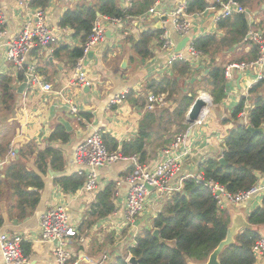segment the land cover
Returning a JSON list of instances; mask_svg holds the SVG:
<instances>
[{
    "label": "crops",
    "instance_id": "0c3cea01",
    "mask_svg": "<svg viewBox=\"0 0 264 264\" xmlns=\"http://www.w3.org/2000/svg\"><path fill=\"white\" fill-rule=\"evenodd\" d=\"M81 1L49 0L45 8L50 25L54 29L61 27L58 22L62 13ZM85 1L91 3L93 0ZM179 1L166 0L164 8L168 10ZM217 9L213 11L214 14ZM0 11L4 16L2 28L5 29L7 36L18 32L25 18V9L17 4V0H0ZM205 14H207L204 16L205 18L191 17L190 35L194 38L206 33L216 32L218 35L220 33L212 18V13ZM159 21L158 16L146 13L135 18L127 17L121 23L116 24H109L102 20V24L105 26L104 39L92 48L90 55L84 61L86 76L92 83L90 87L71 83V79L74 77L75 63L71 62L68 49L79 46L80 43L78 38L72 36L69 27L66 32L57 31L58 38L50 48H33L27 56V62L35 64L44 80L51 85L48 92H42L40 89L31 91L27 85L24 92L18 94L16 89L23 78L19 79L18 73L5 57L4 48L0 49V78L10 77L12 88V98L8 101L11 106L9 112L5 113L0 110V150L2 151V153L0 152V179H4V166L18 158L19 149L29 142L34 145L36 151L47 146L59 147L64 159L62 170L57 171L47 167L45 174H41L44 185L40 190L39 203L32 214L23 219L11 215V211H9L11 198L7 197V194L4 196L6 188L3 187L2 196H0V214L3 218L0 233L23 236L22 242L27 243L30 247L24 264H55L53 255L55 244L39 241L38 237L41 215L49 207L57 204L67 208L69 220L82 238V240L71 239L69 245L73 253L70 260L76 264L112 263L116 255L121 252L125 253L126 248L134 244L135 236L143 228L151 226L152 218L161 207L155 209L156 203L161 199L150 194L147 197L146 210L138 215V218L132 223L125 224L124 204L127 191L125 184L116 186L117 195L113 198L114 211L104 218L86 225L88 220L86 213L91 204L95 202L96 193L108 182H116L123 177L125 171L129 170L128 162L119 161L101 168L99 170V186L95 192H87L80 187L74 192H65L54 179L61 175L76 173L75 147L95 129L103 134H109L119 144L137 136L145 113L150 112L145 110V104L148 93L152 91L145 89V82L149 78L159 80L163 75L171 74V65L166 64L168 52L161 49V43L159 44L158 40L154 39L151 42V57L141 58L133 54L130 39L137 38L140 31L149 28L161 29V34L163 31H167L176 42L182 39L169 21L165 24H160ZM54 52L55 54H53ZM201 58L203 60L188 62L191 72L181 80L182 84L194 85L199 80L200 74L207 73L210 61L206 60L205 54ZM225 65H222L223 69ZM195 68L198 71L201 70L202 73H194L193 69ZM255 77L256 70L250 68L233 70L232 77L225 78L224 97L221 101L213 102V97L207 92L212 104L208 107V114L202 123H188L185 119L189 126L184 132L188 137L191 154L183 163L182 174L197 173L198 166L202 161L207 158H219L223 150L222 143L226 132L234 126V121L229 118L231 112L241 98L248 96L249 88L255 84ZM124 89L129 90L126 100L122 104H111V98ZM183 90L184 93H189V88ZM203 91L197 90L196 92L201 95L206 93ZM66 100L76 106L79 119L70 113V103ZM0 101H2L1 105H5L3 96ZM166 101L167 104L163 106V109L171 104L169 99L166 98ZM250 108L251 102L246 100L245 110L248 111ZM154 111L156 109L151 112ZM59 119L68 121L71 127L68 132L70 133L69 140L64 144L47 140L53 126L60 123ZM162 134L159 135V138H164L161 145L154 144L152 146L154 136L150 138L146 146L147 153L144 163L153 164L157 161L160 149L173 140V138L168 139ZM11 148L15 152L13 157L9 153ZM26 158L27 167L38 172L34 155H26ZM49 169L62 173L51 175L48 172ZM257 184L264 185V175L258 176ZM162 197L164 200L165 196ZM260 200L261 198L256 196L250 203L245 202L237 206L226 205L224 209L228 211L230 217L229 226L237 227V233L245 228L248 223L247 216L254 208L252 202L257 201V205H259ZM250 227L264 236V224L250 225ZM129 255L130 253L126 259ZM0 264H5L1 252Z\"/></svg>",
    "mask_w": 264,
    "mask_h": 264
},
{
    "label": "trees",
    "instance_id": "16d2710c",
    "mask_svg": "<svg viewBox=\"0 0 264 264\" xmlns=\"http://www.w3.org/2000/svg\"><path fill=\"white\" fill-rule=\"evenodd\" d=\"M48 1L30 0V4L44 8ZM238 1L244 6L252 3L253 0ZM186 2L188 13L203 11L210 6L217 8L219 5L216 0H186ZM152 3L153 0H132L131 6L124 8V4L119 0H93L91 3L82 0L73 8L66 9L58 24L62 27L68 26L72 36L78 38L80 43L79 46L68 49L71 62L75 63L81 56L82 46L92 31L97 13L121 19L135 18L145 14ZM216 27L220 32L219 35L206 33L194 38L193 45L198 51L214 55L221 51L222 47L250 42L245 39L249 24L244 14L219 19ZM161 32L162 30L157 28L140 31L137 38L130 39L133 54L141 58L151 57V42L156 39L160 44ZM257 54V48L252 46L248 58L254 59ZM244 58L241 57L240 60L243 61ZM207 69L202 80L193 86L201 87L213 97V102H219L224 97L226 83L223 66L211 58ZM170 71L171 74L164 75L159 80L151 78L146 80L145 89L154 93H165L169 97L181 80L191 72V68L187 61L177 60L171 64ZM18 77L23 78V71L18 73ZM263 88L262 80L252 85L248 90V96L241 98L231 112L229 118L234 121V126L226 132L222 143L223 150L219 156L223 157L226 164L220 163L218 158H207L202 161L198 166V173L201 174L202 179L198 181L194 178L184 179L180 191L165 197L159 211L152 218L151 226L143 228L135 236L134 244L129 245L125 253L116 255L110 264H128L126 256L129 253L139 259L140 264H188L189 262L204 264L206 262L212 250L224 239L230 225L228 211L218 207L209 183L221 185L227 192L235 193L254 186L258 182V176L264 175V133H250L246 130V126L241 124L238 116L245 108V101L249 100L251 108L247 111L248 124L253 127H264ZM0 90L4 102L11 100L10 77L0 78ZM195 90L197 88L191 87L189 93L181 95L177 105L163 109L161 114L157 113L158 111L146 112L139 125L137 136L131 140L119 144L109 134L102 133L107 148L110 151L119 149L126 156L138 154L140 161L143 162L150 138L160 133L157 128L162 125L165 131L167 130L164 126L166 121L171 122L169 125H176L178 130L186 131L189 124L185 121V115L195 98ZM69 137L70 133L65 131L64 126L57 123L51 129L47 140L64 144L68 142ZM0 152L2 153L1 150ZM26 155H34L38 172L27 167ZM18 156L3 168L4 179H0V196L5 187L4 196L7 194V197L11 198L9 207L11 215L23 219L31 215L39 203L40 190L44 185L41 174H45L47 167L57 171L62 170L64 159L59 147L47 146L36 151L30 142L19 149ZM127 172L128 170L125 174ZM54 181L60 184L63 191L74 192L82 185L84 176L72 173L55 177ZM115 189L116 182L110 181L96 193L95 202L86 213L87 226L114 211ZM2 222L3 218L0 214V226ZM247 222L249 225L264 224V195L260 204L248 214ZM154 229H158V238L152 234ZM260 236L261 234L251 227L243 228L234 236L233 243L224 246L219 253L220 264H254L252 245ZM21 246L23 255L27 256L29 245L22 242Z\"/></svg>",
    "mask_w": 264,
    "mask_h": 264
},
{
    "label": "built area",
    "instance_id": "2783aa9c",
    "mask_svg": "<svg viewBox=\"0 0 264 264\" xmlns=\"http://www.w3.org/2000/svg\"><path fill=\"white\" fill-rule=\"evenodd\" d=\"M165 1L154 0L146 14L158 16L160 24L169 21L180 39L184 36L190 37L181 50L175 51L177 42L170 37L167 31H163L160 36L161 49L168 52L166 64L169 66L177 60L191 62L204 55L193 45L194 37L190 35L191 17L205 18L204 16L207 15L205 13H212L215 22L235 14H244L247 19L249 18L245 7L238 0H219L215 14L213 11L216 8L212 6L203 11L188 13L186 0H180L175 6L167 10L164 8ZM17 4L25 9V18L20 30L12 35L7 36L5 29L2 28L4 26V16L0 11V49L4 48L6 59L12 64L17 73L23 71V78L27 79V85L31 91L40 89L42 92H48L51 85L44 80L35 64L27 62V56L33 48H50L58 38L57 31L66 32L68 26L54 29L48 22L46 8L33 6L30 4V0H17ZM131 4L132 0H124V8L130 7ZM102 20L109 24H116L121 23L124 19L97 15L92 31L82 46V54L74 64V77L71 79V83L85 87L92 85L86 76L84 61L92 48L104 39L105 26L102 24ZM246 37V40L249 39L257 45L258 56L253 60H248V62L227 63L224 66V76L229 79L232 77L233 70L250 68L256 70L254 83L264 81V33L259 30L250 31L249 29ZM128 94V89L120 91L111 98V104H122ZM166 98L165 93H148L145 110L153 111L156 108L165 106L167 104ZM66 101L70 103L69 100ZM209 101H211L210 98ZM209 101H205V105L201 108L197 119L193 123L200 124L205 119L210 106ZM69 110L73 116L79 119L76 106L70 103ZM239 121L244 126L248 124L245 108L239 113ZM9 153L12 157L15 155L12 148ZM190 154L188 137L185 132H182L176 134L171 143L160 149L157 161L153 164L144 163L140 161L138 154L126 156L119 149L110 151L104 143L101 131L95 129L76 145L74 160L77 164L76 173L84 176L80 188L87 192H95L98 189L99 170L101 168L119 161L128 162V172L116 181L117 187L122 184L127 185L124 220L125 224H128L132 223L136 216L141 215L146 210L147 197L150 194H154L157 199L163 198V195L168 197L173 192L181 190L184 179L194 178L197 181L202 179L201 174L198 172L182 174L183 163ZM145 183L150 185L152 189H148ZM209 186L215 195L218 207L223 209L226 205L237 206L250 202L256 196L260 199L264 195V185L258 184L235 193L227 192L223 186L212 182L209 183ZM216 191H219V193L216 194ZM115 195H117V191H115ZM74 238L82 240L69 220L67 208L64 205L51 206L41 215L38 240L55 244L53 248L55 264H76L70 260L73 253L69 245L71 239ZM23 240L22 235L0 233V252L5 264L25 263L26 256L23 255L21 246ZM252 253L255 263L261 262L264 264L263 235L253 243Z\"/></svg>",
    "mask_w": 264,
    "mask_h": 264
},
{
    "label": "rangeland",
    "instance_id": "374dc122",
    "mask_svg": "<svg viewBox=\"0 0 264 264\" xmlns=\"http://www.w3.org/2000/svg\"><path fill=\"white\" fill-rule=\"evenodd\" d=\"M216 1H219V0H216ZM122 3L124 4V0ZM244 7L246 9V13H248V15H249V18L247 20H248L250 31L259 30V31L264 33V0H253L252 3H250L248 5H244ZM252 46L257 47V45L255 43H253L252 41H250L247 44L246 43H239L236 46L222 47L221 51H219L218 53H216L214 55L205 54L207 57L206 60L208 59L211 62V58H214V62H216L220 65H224V64H227L229 62H237L241 59V57H243V58L245 57L243 59V61L248 62V60H250L248 58V56H250L249 54H250V49ZM257 50H258V47H257ZM198 60H203V59L201 57H199L196 59V61H198ZM193 71H194V73H197V72L202 73L201 70L198 71V70H196V68L193 69ZM203 76H204V74L203 75L200 74L199 80H197V82H200L202 80ZM203 84L204 83H202V85ZM191 87L197 88V90H203L201 87L193 86V84H188V83L182 84V82H181L177 85L173 94H171L169 97L167 96V99H169L171 101V104L169 106L177 105L178 101L181 98V95L185 92L183 89H185V88L191 89ZM197 90H195V94H196L195 97L200 94V93L196 92ZM262 91L264 92V88ZM203 92H206V91H203ZM206 94H208V93L206 92ZM0 98H2L1 90H0ZM1 103H2V101H0V110L5 111V113H8L10 108H11V106L9 105V102L8 101L5 102L4 103L5 105L2 104L3 107L1 105ZM210 104H212V100H211ZM169 106L165 107L164 109H170ZM162 110H163V107L156 108V111H158L157 113H160V114L163 113ZM169 124H171V122H169V121L168 122L166 121L164 124V126L167 127L166 131L163 128V125L160 128H157L158 132H160V133L154 135V137L152 139L153 140L152 146L154 144L157 145V144H160L163 142L164 138L163 139L159 138V135L162 133H164V134H162L163 136L165 135L164 137H166V138L168 137V139L169 138L172 139L176 134L184 132V131L178 130L176 125H174V124L169 125ZM157 129H156V131H157ZM162 202H163V200L161 198V200L156 203L155 209L159 208L162 205ZM231 206H235V205H231ZM136 218H138V216H136ZM123 230H124V232L126 231L125 228Z\"/></svg>",
    "mask_w": 264,
    "mask_h": 264
},
{
    "label": "water",
    "instance_id": "95a60500",
    "mask_svg": "<svg viewBox=\"0 0 264 264\" xmlns=\"http://www.w3.org/2000/svg\"><path fill=\"white\" fill-rule=\"evenodd\" d=\"M120 2H123V0H119ZM97 15H99V13H97ZM159 27V26H157ZM107 34V33H106ZM188 37H184L182 38L179 42L176 43V47H175V51H179L181 50L185 43L187 42ZM88 55H90V52L88 53ZM125 64V63H124ZM27 86V79L24 77L21 81V83L19 84V86L16 89V92L18 94H22L24 92V89ZM207 96H210L209 94H206ZM205 105V101L204 99H202L201 95H198L195 97L194 101L192 102V104L190 105L189 109L187 110V113L185 115V119L188 123H193L200 111L201 108ZM60 123L64 126L66 132H69L71 130V127L69 125L68 121H65L64 119H59ZM246 130L249 131L250 133L254 134V133H264V127H253L250 124L246 125ZM218 161L222 164H226L225 160L223 159V157H219ZM48 172L51 175H59L62 172H56V171H52V170H48ZM145 186L148 189H152V187L150 185H148L147 183H145ZM219 191H216V194H218ZM250 203V202H248ZM253 206H257V201H253L252 202ZM247 226L250 227V225L247 223ZM246 226V227H247ZM237 227H228L227 228V232L226 235L224 237V239H222L218 245L212 250V252L210 253V255L208 256V259L206 260V262L204 264H220L219 260H218V255L221 252V250L223 249L224 246L229 245L231 243H233L234 241V236L237 234ZM154 237H159V232L158 229H154L152 232ZM128 264H140L139 263V259H137L135 256L133 255H129L128 258L126 259ZM192 264V263H189Z\"/></svg>",
    "mask_w": 264,
    "mask_h": 264
},
{
    "label": "bare ground",
    "instance_id": "6f19581e",
    "mask_svg": "<svg viewBox=\"0 0 264 264\" xmlns=\"http://www.w3.org/2000/svg\"><path fill=\"white\" fill-rule=\"evenodd\" d=\"M154 1V0H153ZM184 37H186V36H184ZM184 37H182V38H184ZM188 37V40L187 41H189V39H190V37L189 36H187ZM245 39H246V36H245ZM257 56H258V54H257ZM255 59V58H254ZM253 60V59H252ZM224 78H225V76H224ZM201 97H202V99H204L206 102H208L209 101V97L206 95V94H201ZM209 103H211V101H209ZM239 116V115H238Z\"/></svg>",
    "mask_w": 264,
    "mask_h": 264
}]
</instances>
